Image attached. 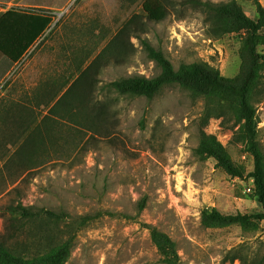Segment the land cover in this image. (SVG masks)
<instances>
[{
	"label": "rangeland",
	"instance_id": "1",
	"mask_svg": "<svg viewBox=\"0 0 264 264\" xmlns=\"http://www.w3.org/2000/svg\"><path fill=\"white\" fill-rule=\"evenodd\" d=\"M146 1L50 3L56 24L8 77L0 91V118L6 108L19 103L27 105V112L33 111L36 122H41L53 105L47 106L44 91L61 89L63 93L64 84L75 80L134 15L143 17V38L161 49L175 69L184 64L208 65L219 70L226 83L241 84L251 61L245 30L219 31L210 14L191 0H153L165 10L166 18L149 22ZM196 1L213 6L235 1L261 26L254 56L260 62L261 87L255 100L261 101L257 140L264 151V0ZM159 73L141 42L126 38L120 55L110 58L100 72L95 91L116 114L113 141L98 139L86 145V136L80 144L77 125L50 119L41 132H51L66 159L56 160L57 146L45 140L43 154L33 157L42 166L32 165L34 169L23 174L14 168L0 172V208L10 200H20L26 206L65 214L66 222L54 234L42 237L35 227L27 238L37 243V253L70 242L65 264H167L149 226L176 243L181 264H264V208L255 193L247 192L254 157L249 145L236 135L240 125L227 99L192 98L176 86L148 100L120 94L112 86L126 78L151 79ZM204 134L224 147L234 173L208 154ZM3 157L0 153V169ZM19 176L12 185L9 180ZM16 187L17 192L9 194ZM213 210L223 218L247 219L207 227L204 213ZM4 216L0 213V234L6 228ZM85 217L89 220L82 224Z\"/></svg>",
	"mask_w": 264,
	"mask_h": 264
},
{
	"label": "trees",
	"instance_id": "2",
	"mask_svg": "<svg viewBox=\"0 0 264 264\" xmlns=\"http://www.w3.org/2000/svg\"><path fill=\"white\" fill-rule=\"evenodd\" d=\"M195 7L203 8L210 14L212 21L219 31L233 33L245 30L248 34V53L251 57L248 72L241 84H228L221 77L220 71L214 67L200 64L182 65L175 69L171 61L161 49H156L148 39L143 38L145 23L143 17L134 15L95 58L89 66L78 74V77L70 83L64 84L65 91L58 90L53 93L45 92V98L49 99L47 106L51 105L49 113L39 123L36 122L34 112H27V105L14 103L4 111L0 118V153L5 155L4 163L0 169H17L22 174L26 171L40 167L42 162L34 160L33 157L43 154L45 140L49 144L57 146L54 157L56 160L66 159L58 150H63L56 144L54 136L46 129V134L41 132V126L46 125L50 119H64L74 123L80 128V144L84 137H88L86 145L98 139L113 141L116 133L114 124L117 123L116 114L107 101L98 99L95 96L96 87L99 83V76L110 58L118 57L125 47L126 38L138 39L147 56L160 69L158 76L148 79L144 76H134L114 82L112 86L123 95L131 94L153 100L166 88L179 87L188 92L192 98H203L206 100L226 98L230 107L238 119L240 128L236 135L245 141L254 157V171L251 179L254 181V192L259 203L264 208V151L257 140V105L255 96L261 87L259 80L260 67L257 53L258 26L249 19L242 11V8L233 1L226 5L213 6L209 3H201L191 0ZM147 10L146 18L149 22H162L166 18V12L153 0L145 2ZM257 37V40H256ZM81 70V65L78 66ZM42 91V89H41ZM60 95V96H59ZM203 144L206 151L214 157L228 171L234 173L231 159L224 147L214 137L203 135ZM84 144V145H85ZM79 145V144H78ZM11 148H15L11 152ZM55 159V158H54ZM36 161V162H35ZM35 162V163H34ZM34 163V164H33ZM21 176L11 181L15 184ZM12 192H17V187ZM13 194V193H12ZM145 206H142L144 208ZM0 213L5 215L6 228L0 234V264H65L70 255L71 243L65 242L60 246L53 247L44 253H37V243L27 239L29 232L38 227V232L50 236L55 229L66 222L67 216L63 213H56L45 208L26 206L22 201L10 200ZM264 217V216H263ZM246 217L223 218L213 210L212 213H204L203 223L210 227L225 221L240 223ZM89 217L82 219L86 224ZM149 230L155 245L166 256L167 264H181L176 251V243L165 233L156 227Z\"/></svg>",
	"mask_w": 264,
	"mask_h": 264
},
{
	"label": "crops",
	"instance_id": "3",
	"mask_svg": "<svg viewBox=\"0 0 264 264\" xmlns=\"http://www.w3.org/2000/svg\"><path fill=\"white\" fill-rule=\"evenodd\" d=\"M23 1L0 0V91L24 56L32 55L56 24L55 9L49 6L55 0L46 5ZM38 9L44 11L35 13Z\"/></svg>",
	"mask_w": 264,
	"mask_h": 264
},
{
	"label": "built area",
	"instance_id": "4",
	"mask_svg": "<svg viewBox=\"0 0 264 264\" xmlns=\"http://www.w3.org/2000/svg\"><path fill=\"white\" fill-rule=\"evenodd\" d=\"M251 180H252L251 186H249L247 188V192L248 193H253L254 192V181H253V179H251Z\"/></svg>",
	"mask_w": 264,
	"mask_h": 264
}]
</instances>
